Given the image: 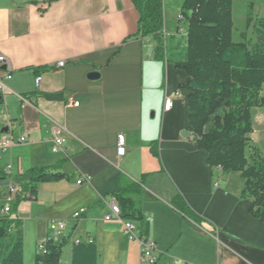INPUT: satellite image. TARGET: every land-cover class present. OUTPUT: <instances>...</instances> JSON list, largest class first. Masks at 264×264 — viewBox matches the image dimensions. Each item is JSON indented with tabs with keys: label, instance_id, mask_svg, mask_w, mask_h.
<instances>
[{
	"label": "crops",
	"instance_id": "crops-1",
	"mask_svg": "<svg viewBox=\"0 0 264 264\" xmlns=\"http://www.w3.org/2000/svg\"><path fill=\"white\" fill-rule=\"evenodd\" d=\"M183 2L163 0L166 41L178 31ZM248 10L249 0H233L234 42L243 41ZM138 30L133 0H0V54L7 60L0 71V138H27L0 152L7 175L0 204L6 185L28 182L32 169L67 176L41 185L35 199L12 210L24 224L25 263L35 260L40 242L52 239L50 222L62 220L67 226L55 242H65L61 264H71L75 243L89 240L98 247V264H140V247L127 238L123 222L105 220L123 175L143 182L138 200L157 264H264V223L251 216V200L240 199L245 181L211 167L193 140L190 93L183 88L189 76L166 57L157 59L156 40ZM224 114L221 108L215 116ZM215 116L205 133L214 129ZM120 135L123 157L117 154ZM51 137L66 140L61 153L52 152ZM81 178L86 182L78 186ZM177 197L198 223L173 208ZM80 209L86 214L72 221Z\"/></svg>",
	"mask_w": 264,
	"mask_h": 264
},
{
	"label": "trees",
	"instance_id": "trees-1",
	"mask_svg": "<svg viewBox=\"0 0 264 264\" xmlns=\"http://www.w3.org/2000/svg\"><path fill=\"white\" fill-rule=\"evenodd\" d=\"M133 4L139 13L138 35L153 37L158 44L157 59L166 57L177 63L190 78L183 88L190 93L189 126L193 140L208 154L211 167L221 168L224 174H240L245 181L240 199L251 200V216L264 223V157L257 151L252 154L249 146L254 133L252 112L264 109V96L260 94L264 86V13L253 21L255 3L249 0L246 29L251 27V33L248 38L242 34L243 41L237 43L233 41V0H184L180 16L188 25V36L182 43L177 33L165 40L163 0H133ZM221 108L225 109L222 118L215 116ZM213 116L215 127L205 133ZM27 175L29 181L20 185L23 193L13 212L22 201L35 199L41 185L67 179L65 174L48 168H35ZM6 180L7 175L0 170V184ZM142 187L143 182L120 175L119 189L111 197L118 205L119 219L138 223L148 240L150 223L138 200ZM172 206L198 223L180 197ZM23 226L12 214L0 216V264H25ZM64 246L65 242L57 244L52 239L40 242L34 264H61ZM98 256L94 242L75 243L71 264H98Z\"/></svg>",
	"mask_w": 264,
	"mask_h": 264
},
{
	"label": "built area",
	"instance_id": "built-area-1",
	"mask_svg": "<svg viewBox=\"0 0 264 264\" xmlns=\"http://www.w3.org/2000/svg\"><path fill=\"white\" fill-rule=\"evenodd\" d=\"M183 21V18L179 17V22L181 23ZM177 34L182 37L183 39H187L188 33L187 31L181 26H179ZM6 58L0 54V71L2 70L3 66L6 64ZM64 66L63 63L59 64V68H62ZM36 86L39 87L41 84V78H37ZM0 91L4 92V85L2 81H0ZM74 106H79V103H74ZM173 107V102L171 100H167L165 109L170 110V108ZM27 142L26 136H22L19 139H15L12 135L3 136L0 138V152L7 153L11 149L24 145ZM66 140L61 137H51V144H52V152L54 154L61 153L63 151V147ZM127 153V147H126V140L125 137L120 135L118 137V143H117V154L119 157H123ZM86 182L85 178H81L78 181V186L83 185ZM217 187V186H216ZM2 189V185L0 184V190ZM4 197L1 200L2 208L0 210V215L4 216H11L13 206L19 196L22 195V188L20 185H16L14 183H9L6 185ZM110 212L105 217L106 221H113V220H120L119 219V208L114 199H111L108 203ZM86 214V209H80L72 214V221L79 222L83 216ZM121 221V220H120ZM67 226L66 221L62 220H54L51 221L49 224L50 231L52 233V240L54 242H59L62 238L63 232L65 231ZM124 232L126 236H128L129 240L132 242H136L141 250L140 255V264H156L158 260V255L156 251L155 244L149 240H147L141 231L140 225L138 223L134 222H123ZM79 243V241L77 242ZM89 243H93L92 240H89ZM174 264H184L179 261L174 262Z\"/></svg>",
	"mask_w": 264,
	"mask_h": 264
},
{
	"label": "rangeland",
	"instance_id": "rangeland-1",
	"mask_svg": "<svg viewBox=\"0 0 264 264\" xmlns=\"http://www.w3.org/2000/svg\"><path fill=\"white\" fill-rule=\"evenodd\" d=\"M261 1L262 0H254L255 7H254V9L251 12L253 21L256 18H260V17L263 16L264 6L262 5V3H260ZM248 12H249V10H248ZM248 15H249V13H248ZM176 23H177V20L175 18V15L174 14L173 15L172 14L169 15L168 16V28L170 29L169 31H174L175 30ZM180 24H181V28L182 29L184 27L187 28V24H185L184 20L181 23H179V26H180ZM245 33H246V36L248 38L250 36V33H251V27L248 30L245 29ZM261 96H264V94H262ZM259 118H261V120H259ZM252 124H253V129H254V133H253V136H252V139L255 142L254 146L259 152L264 153V109H260V108L254 109V111L252 112ZM252 139L250 138V145L249 146H250V149H251L250 152L253 154V153H255V150L251 146V145H253ZM250 152L247 153V158H250ZM33 237L34 236L29 233L27 235L28 241H32ZM127 238H128V236H127ZM35 246H36L35 244L32 245V249L33 250L35 249ZM28 256L29 255L27 254V258H28ZM34 261L35 260H33V262H31V264H34ZM25 264H27V263H25Z\"/></svg>",
	"mask_w": 264,
	"mask_h": 264
},
{
	"label": "water",
	"instance_id": "water-1",
	"mask_svg": "<svg viewBox=\"0 0 264 264\" xmlns=\"http://www.w3.org/2000/svg\"><path fill=\"white\" fill-rule=\"evenodd\" d=\"M98 77H99L98 74H93V75L91 76V78H98ZM0 100H1V98H0Z\"/></svg>",
	"mask_w": 264,
	"mask_h": 264
},
{
	"label": "bare ground",
	"instance_id": "bare-ground-1",
	"mask_svg": "<svg viewBox=\"0 0 264 264\" xmlns=\"http://www.w3.org/2000/svg\"><path fill=\"white\" fill-rule=\"evenodd\" d=\"M0 216H2V215H0Z\"/></svg>",
	"mask_w": 264,
	"mask_h": 264
}]
</instances>
